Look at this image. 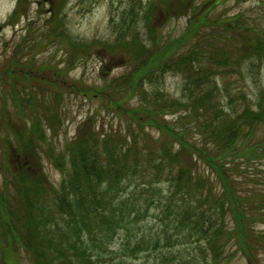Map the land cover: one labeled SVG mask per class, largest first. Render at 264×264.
I'll return each mask as SVG.
<instances>
[{
    "label": "trees",
    "instance_id": "1",
    "mask_svg": "<svg viewBox=\"0 0 264 264\" xmlns=\"http://www.w3.org/2000/svg\"><path fill=\"white\" fill-rule=\"evenodd\" d=\"M127 1L122 15L144 17L149 44L139 34H118L112 43L88 46L69 38L56 0H47L48 11L37 8L49 41L68 43L69 69L100 51L127 67L119 78H103L101 86L64 83L70 95L88 101L125 103L117 112L129 119L127 135L103 134L92 116L59 151L47 132H58L68 93L60 92L57 81H29L44 83L52 91L48 96L19 85L22 58L0 63L1 263L21 264L24 252L31 264H113L112 244L120 237L119 264L141 253L159 254L158 264H229L237 254L248 264H263L264 90L255 105L226 109L216 79L255 78L264 66V33L254 31L244 14L209 15L220 0H150L145 6ZM30 6L18 0L10 23L26 17ZM156 7L168 21L190 14L180 38L159 37ZM31 37L30 31L18 47L37 41ZM39 40L35 52L43 48ZM106 66L121 68L111 61ZM168 74L181 77L179 99L157 85ZM172 116L176 120L167 121ZM45 153L62 176L59 186L45 171ZM138 180L148 186L143 197L152 195L143 204L147 211L158 202L167 214L163 226L143 236L142 200L129 193ZM162 184L168 194L159 190Z\"/></svg>",
    "mask_w": 264,
    "mask_h": 264
},
{
    "label": "rangeland",
    "instance_id": "2",
    "mask_svg": "<svg viewBox=\"0 0 264 264\" xmlns=\"http://www.w3.org/2000/svg\"><path fill=\"white\" fill-rule=\"evenodd\" d=\"M149 1L141 0L142 6L147 5ZM205 1L207 0H201L197 5H201ZM56 2L60 7V20L63 19V29L69 32V38L73 40L81 41L89 46L90 44L94 45V43H112L118 34L128 39L133 35L139 34L142 41L149 44V31L144 17L142 16L139 20L136 17L132 21L128 16L122 15L126 2L128 3L127 0H117L114 4L112 0H56ZM218 3L219 5L209 15H222L225 19H228L244 14L245 21L251 19L249 25L254 31H262L264 33V0H220ZM17 4L18 0H0V63L2 67H5L8 66L13 57L16 60L22 58V64L24 65L23 69L20 68L21 75L19 78L21 80L18 82L19 85L32 86L37 92L44 91L48 96L52 91L44 83L29 81H57L59 82L57 85L60 92L64 93L65 91L68 93L64 96L65 99L63 98L61 101L63 116L60 119L61 124L58 132L55 135V130L47 132L51 142L59 151H62L67 141L75 138L78 126H83L92 116H97L95 124L103 134L111 136L116 134L127 135L129 119L127 116L117 112L125 103L123 105L119 103L120 107H112L107 101L103 105L97 101H88L81 96L70 95V92L73 91L66 88L67 85L65 86L64 84L75 80L82 81L84 85L88 86H101L103 78H119L126 74L127 67L122 66V61L111 59L107 52L100 51L97 55L92 52L88 58H81L73 69H69L66 65L68 43L64 39V45L58 46V40L53 41L50 39L49 41V30L43 28L44 17L39 18L40 13H37V8H44L45 11L50 9L47 0H27V4H31L28 15L19 19L18 23L13 25L10 23L9 18L12 16ZM152 5H155V3H152ZM156 8L154 21L159 37L164 41L180 38L189 25L190 14L168 21L158 7ZM30 31L33 36L31 38L37 41L33 44L22 45L19 48L20 42L28 37ZM115 35L117 36L114 38ZM38 40L40 41L39 45L43 48L39 52L38 50L35 52L32 47ZM46 43L47 47L45 48ZM234 59L236 60L237 57H234ZM109 61H111V66L121 68L110 70L109 66H106ZM248 68L249 63L243 66V71L247 72ZM216 80L220 89L217 97L224 108L241 109L245 102L255 105L260 96V90H264V66L259 70L255 78L249 75L240 78L238 75L233 74L223 77L217 76ZM181 82L179 75L168 74L163 79H160L157 85L173 99H179ZM150 88L149 85H146V89ZM242 95H245L246 99H243ZM129 103L132 106L135 105L134 100ZM176 117H168L167 121H175ZM152 134L155 137H159L156 130L154 132L152 130ZM42 157L48 177L56 186H59L62 179L61 174L52 165L48 153L43 154ZM201 173L208 177V173L203 168H201ZM134 184L129 189V193L131 197L135 195L142 200L140 204L142 209L139 211L138 219L141 231L139 236L149 235L164 225L167 221V214L164 212L163 203L159 204L158 202L147 211L143 204L152 195L150 193L143 197L145 193L142 192L148 186L141 180ZM158 188L160 191H165L164 195L168 194L167 184L159 185ZM120 248L121 240L118 237L114 240L111 248L110 259L114 260L113 264L120 263ZM21 256V264H31L30 258L26 253L22 252ZM138 257V260L129 263H159V254L157 253H154L150 258L144 253L139 254ZM260 260L264 264V255L260 257ZM0 264H2L1 260ZM229 264H248V261L241 254H237L233 255V259Z\"/></svg>",
    "mask_w": 264,
    "mask_h": 264
}]
</instances>
